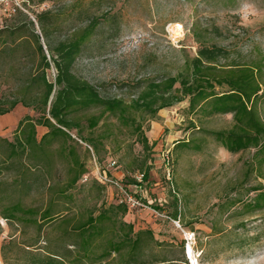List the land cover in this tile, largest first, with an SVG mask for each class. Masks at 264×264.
I'll list each match as a JSON object with an SVG mask.
<instances>
[{"label":"rangeland","instance_id":"1","mask_svg":"<svg viewBox=\"0 0 264 264\" xmlns=\"http://www.w3.org/2000/svg\"><path fill=\"white\" fill-rule=\"evenodd\" d=\"M18 3L21 10L14 13L0 9V29L20 26L28 38L31 34L42 37L37 18L43 15L53 47L69 40L90 22H97L71 73L90 84L103 99L126 103L134 100L147 82L159 83L175 77L182 71L184 61L194 58L201 47L217 48L225 53L228 62L236 64H252L264 58V0H52L42 4L37 0H18ZM172 29L178 30L180 36L174 38ZM40 42L44 45L43 38ZM43 52L50 60L46 48ZM30 57L22 52L15 55L13 68L19 76L35 72L38 58L31 57L30 61ZM55 76L52 64L46 78L53 83ZM258 80L264 86V68ZM1 85L0 90L5 92L8 85ZM257 110L264 122V105L258 104ZM99 113V110L78 113L69 116V120L83 128L85 117ZM25 116L38 118L33 111L19 106L7 118L0 119V137L12 140L17 123ZM138 120L149 145L155 144L150 154L137 144L139 135H132L112 118H102L92 132L82 129V137L91 138L96 150L80 142L75 131L68 132L84 157L88 176L78 183L77 199L86 200L84 207L89 210L102 203L108 206L123 201L124 194L140 202L144 208L128 209L123 221L131 223L134 232L151 231L160 244L144 251L146 264H192L193 259L194 264H264V211L231 219L221 210V204L227 200L252 199L255 194L251 190L258 184L264 185L253 172L247 173L253 151L230 154L206 135L229 129L231 116L207 118L191 114L188 101L184 100L159 111L153 119L142 115ZM107 129L110 134L103 133ZM45 132L38 129V137ZM188 142V147L177 149V144ZM112 162L117 169H109ZM141 170L147 171L148 176L138 183L133 177ZM102 172L120 182L125 193L114 187H104L103 191L94 187L93 183L99 184L96 178ZM6 180L10 184L11 179ZM44 200L37 196L23 199L26 205L35 207L45 203ZM0 231V249L6 241L13 242L12 259L23 258L21 250L25 246H33L29 250L39 254L45 249L73 250L70 246L73 239L69 235L63 237L54 228H44L38 237L32 227H13L0 220ZM187 245H191L192 258L185 256ZM3 263L0 255V264ZM102 264L119 262L110 260Z\"/></svg>","mask_w":264,"mask_h":264},{"label":"trees","instance_id":"2","mask_svg":"<svg viewBox=\"0 0 264 264\" xmlns=\"http://www.w3.org/2000/svg\"><path fill=\"white\" fill-rule=\"evenodd\" d=\"M51 1L37 0L39 4ZM42 16L37 18L42 37L31 34L28 38L20 26L0 29V74H3L0 83L7 86L11 82L5 92L0 90V117L12 114L19 106L38 115L36 119L23 117L13 131L12 140L0 137V220L13 227H32L38 237L44 228H54L63 237L69 235L73 239L70 243L73 250L45 249L39 254L29 250L33 246H25L21 250L24 257L12 259L13 242L9 240L0 249L3 264H102L110 260L119 264H146L144 251L160 246L151 231L134 232L131 223L123 221L129 209L124 197L123 201L108 206L102 203L95 210L84 207L86 200L77 199L78 183L86 175V168L77 142L68 132L75 131L80 142L96 150L91 138L82 137V129L92 132L104 117L114 119L132 135H139L137 144L150 154L155 144L149 145L142 132L138 120L142 115L153 119L159 111L184 100L188 101L191 114L207 118L229 115L232 120L229 129L206 135L230 154L253 151L247 173L253 172L264 182V122L257 110L258 104L264 105V86L258 80L264 68L263 57L252 64H236L228 62L225 53L217 48L201 47L194 58L184 61L182 71L175 77L159 83L147 82L128 103L108 100L71 73L97 22H90L69 40L53 47ZM45 48L51 54L50 60L44 55ZM20 52L38 58L35 72L19 76L13 63ZM52 64L56 71L53 83L46 78ZM92 110L101 113L85 117L83 128L69 120L71 115ZM38 129L46 132L38 137ZM103 133L110 134V130ZM187 144H177V149L188 147ZM117 168L116 164L114 169ZM138 175L142 181L147 180V171L141 170ZM7 178L11 179L10 184ZM100 185L93 183L100 191L108 186ZM251 192L255 194L252 199L227 200L221 204V210L231 219L263 212L264 185L258 184ZM31 196L44 198L45 203L37 207L26 205L23 199Z\"/></svg>","mask_w":264,"mask_h":264},{"label":"built area","instance_id":"3","mask_svg":"<svg viewBox=\"0 0 264 264\" xmlns=\"http://www.w3.org/2000/svg\"><path fill=\"white\" fill-rule=\"evenodd\" d=\"M0 9L5 10L7 12L12 11L14 13L16 11V9L17 10H21V6L18 3V0H0ZM93 162H95L94 158H93ZM115 167H116V163L115 162H112L109 165V169H114ZM87 179H88L87 175L83 176L82 182L86 181ZM96 179H97V181L99 183H101V185L102 184L108 185L110 187H114V188H117L118 190H120L121 194L125 193V191L123 190V187L121 186L120 182L115 181L113 178H109L107 176V174H105V172H102V174H98ZM134 179L138 183H140L141 179H142V176L137 174V176H134ZM125 195L126 194H124V196H123L124 198L123 199H124V202L126 203V205H128L127 207L129 209H137V210H139L140 208H144V206L140 202L132 200V198H130L128 196H125Z\"/></svg>","mask_w":264,"mask_h":264},{"label":"bare ground","instance_id":"4","mask_svg":"<svg viewBox=\"0 0 264 264\" xmlns=\"http://www.w3.org/2000/svg\"><path fill=\"white\" fill-rule=\"evenodd\" d=\"M171 34H172V36H174V38H177V37H179L180 36V34H179V31L178 30H176V29H172L171 30ZM187 237H188V235H186ZM185 256L187 257H190V258H192L191 257V254H192V249H191V245H187L186 246V248H185ZM194 260V259H193ZM192 260V264H194V261Z\"/></svg>","mask_w":264,"mask_h":264},{"label":"crops","instance_id":"5","mask_svg":"<svg viewBox=\"0 0 264 264\" xmlns=\"http://www.w3.org/2000/svg\"><path fill=\"white\" fill-rule=\"evenodd\" d=\"M11 115V114H10ZM7 116H9V115H6V116H4V117H0V119H5V118H7Z\"/></svg>","mask_w":264,"mask_h":264}]
</instances>
